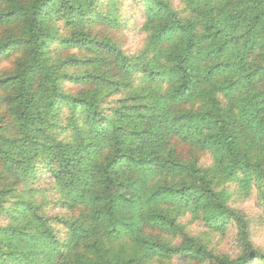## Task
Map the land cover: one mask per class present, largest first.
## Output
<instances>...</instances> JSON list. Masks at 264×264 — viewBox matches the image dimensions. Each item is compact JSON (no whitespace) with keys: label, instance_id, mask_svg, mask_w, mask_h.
I'll return each mask as SVG.
<instances>
[{"label":"trees","instance_id":"1","mask_svg":"<svg viewBox=\"0 0 264 264\" xmlns=\"http://www.w3.org/2000/svg\"><path fill=\"white\" fill-rule=\"evenodd\" d=\"M251 198L264 0H0V264H264Z\"/></svg>","mask_w":264,"mask_h":264},{"label":"rangeland","instance_id":"2","mask_svg":"<svg viewBox=\"0 0 264 264\" xmlns=\"http://www.w3.org/2000/svg\"><path fill=\"white\" fill-rule=\"evenodd\" d=\"M129 40V48L133 51H137L143 44V37L137 31L129 33ZM237 207L245 210L251 217L254 242L261 250L264 251V214L262 213L256 198H251L244 203H240ZM190 229L195 235L202 236L204 239L208 240L210 246L221 254H226L235 258L239 252L238 244L235 239V233L233 231H229L225 235L211 232L207 233L206 230L197 223L191 224ZM175 264H181L180 260H177Z\"/></svg>","mask_w":264,"mask_h":264}]
</instances>
